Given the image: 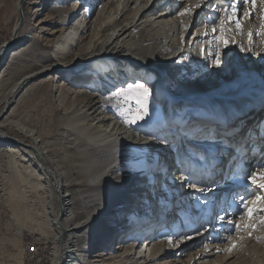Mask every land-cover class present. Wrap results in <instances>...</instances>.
<instances>
[{"label": "bare ground", "instance_id": "bare-ground-1", "mask_svg": "<svg viewBox=\"0 0 264 264\" xmlns=\"http://www.w3.org/2000/svg\"><path fill=\"white\" fill-rule=\"evenodd\" d=\"M38 1L17 0L16 2L18 18L12 28V39L0 43V84L5 76H9L7 79L10 80L16 71H21L13 84L15 92L18 93L30 82L38 79L48 81L55 73L70 84L88 82L90 85L88 87L85 85L83 88L76 87L75 90L67 93L64 90V83L55 84L54 99L58 103L56 111L60 110L63 113L69 128L65 146L67 150L71 148L70 164L67 169H64L60 161L50 154L45 142L33 131L22 125H16L19 133L28 138L29 142L26 143L0 130V147H4L13 157H16L19 151H23L22 153L31 159L32 166L36 168L38 186L22 179L23 183L15 187L14 191L35 197L39 202H36V205L43 208L44 219L49 221L53 247L49 252L50 258L47 264H236V247L232 248V245L240 240V233L246 231H236L224 245L205 244L202 248L193 251L194 245L202 242V238L198 239V237L204 235L207 230L215 232L224 221L219 217L223 216L225 219L227 214L219 212L217 216L214 210L219 201L214 196V192L220 188L223 177L217 174L214 181L205 184L199 179L190 182L191 174L194 176L196 173H202L203 163L210 160L213 169L210 172L223 170L226 161L222 155L227 153L222 151L220 157L214 159L218 151L210 152L207 147L219 138L216 135L206 141L207 139L203 137L208 130L204 134L196 131L190 137L184 133L182 102L209 95L215 98L216 103L235 98L220 95L221 90L211 92L214 83L226 86L227 81H221L225 79L223 75L225 65L221 64L220 67L214 65L211 72L207 73V71L212 64L211 58L216 52L211 27L218 12L213 9L223 3H237L238 0H178L180 4L187 2L193 8L191 14L184 16L179 15L178 5L175 3L167 10H161L158 8L161 5L160 0H154L152 7L149 6L152 0H105L94 19H91L86 11L79 12L83 8L81 0H66L71 8L70 17H64L62 22L60 20L62 23L60 29L52 32L58 36L48 39L45 46L50 49L44 50L39 48L35 38L27 34L24 38L19 36L23 22L29 20L32 7ZM63 1L56 0V3L61 4ZM23 4L28 6V11L24 10ZM197 4L201 7H196ZM54 7L50 9L53 10ZM158 9L160 10L157 11ZM79 13L80 16L76 19ZM203 13L208 15L205 16ZM248 13L254 17L255 23L260 24L259 27L250 25L252 33L260 34L264 0H255V7H252ZM19 17L22 19V24L17 28ZM259 17L260 19L257 20ZM191 19L192 27L203 24L202 27H196L188 40H177L176 34L180 25L183 28L182 21L190 23ZM167 23L169 27H166ZM228 27L227 33L233 38L230 41L231 47L229 45L224 49L222 47L221 51L225 53L226 49L233 51L234 46L238 47L241 51L234 52L236 60L243 56L250 58V61L242 63V77L261 78L260 70L264 69V61L260 63V57H252L257 53V50H254L255 43L253 40L251 43L247 40L249 48L242 51L239 46L241 37L233 34L238 30L234 26ZM93 29L92 33H88ZM205 32L208 33L207 36ZM30 33L36 37L33 31ZM25 38L28 41L22 43ZM201 49L204 51L202 52ZM48 52L51 53L52 58L46 55ZM157 60L162 61L159 69L155 67ZM99 64L104 67L110 66L112 68L110 74L106 75V71L104 75L100 73L101 67L99 71H93V67ZM33 67H36L35 70H32ZM164 67L165 75H162L157 83L156 78ZM84 71H88V74ZM81 72H84V77L80 76ZM134 73L137 75L154 73L157 77L153 80L149 75L147 82L151 83L145 84L141 81L143 76L140 79H137L140 76H137L136 80L133 79ZM221 73L222 78H220ZM207 74L211 80L206 78ZM128 79L129 81L123 84L124 80ZM112 80L117 85L108 82ZM138 83L151 89L149 90L152 93L149 99L150 114L143 121L126 124L124 121L138 109L134 99L136 90L129 86ZM243 87L246 88L247 85L243 84ZM119 95L122 96L121 99L112 101L111 98L115 99ZM237 95L241 97L239 90ZM238 105L236 111H226L229 120L233 116L239 118L242 107H240L241 103ZM118 109H121L119 114L115 112ZM7 110L9 112L8 108ZM7 110L0 114V127L15 126L9 120L8 113L5 115ZM260 111L261 108H257L256 112ZM157 114L169 118L173 135L165 132L152 133L153 130L143 128ZM181 131L183 135L178 134ZM244 139L245 137L240 136L239 144L244 142ZM198 142L203 144L204 149L209 152L208 155L202 156L203 153H196ZM251 142L257 147V155L253 160L258 164L256 171H260L264 168V161L259 157L261 148H264V136L258 140L252 139ZM224 144L222 142V146ZM53 147L57 152H61L58 139L54 140ZM238 151L236 157L241 159L242 156V164L252 158L248 156L249 152L244 154L243 150ZM175 153L177 162L181 164L178 167L182 171L179 172L175 163ZM160 156L162 159L159 158ZM230 157L229 154L228 159ZM195 162L199 164L197 170ZM252 166L253 164H250V167ZM69 167L79 168L80 174L72 178L68 172ZM162 171H168L165 178L158 176V172L161 174ZM171 171L175 173H170ZM170 177H173V181L168 180ZM231 178L227 179L226 183L235 180ZM82 182L88 183V187L93 190L77 192L76 188ZM241 182L240 192L244 193L245 180ZM208 186L215 190L207 192L204 196L196 191V188ZM258 191L255 187L249 190L252 193ZM157 194L160 205L166 203L163 206L165 208L155 204H141V201L149 195L152 198ZM123 195L131 197L128 204H120ZM175 196L177 197L172 199ZM197 197H200L199 203ZM177 198L180 200H176ZM182 200H184L182 207L186 209L184 210L186 213L179 209L177 211L179 218L188 217L192 223L198 224L197 227H202L201 217H204L208 227L205 231L187 238L168 237L170 227L181 226L179 220L170 218L169 214L176 212L175 203L178 202L180 207ZM249 204L251 206L250 201ZM119 208L123 210L118 212ZM243 212L244 209L241 215ZM119 213L121 216L126 214L125 224L136 222L129 229L143 240L122 241L110 252L102 251L106 247L98 246L97 243L109 241V245L111 240L116 238L113 237L114 234L125 231L121 228L114 230V226L120 222L117 216ZM241 215L238 217L241 228L249 223L260 222L259 215L253 221L241 219ZM35 223L39 229L41 223L39 219L36 218ZM109 223H112L109 231L103 230L100 235L91 236L95 227L100 229L103 224ZM165 224H170V227L163 226ZM159 227L161 228L156 236L159 239L154 238L149 241L155 236V230ZM169 238L172 240L171 244ZM192 239L196 241L190 242Z\"/></svg>", "mask_w": 264, "mask_h": 264}, {"label": "rangeland", "instance_id": "rangeland-1", "mask_svg": "<svg viewBox=\"0 0 264 264\" xmlns=\"http://www.w3.org/2000/svg\"><path fill=\"white\" fill-rule=\"evenodd\" d=\"M104 1L105 0H81L80 3L83 4V8L81 7L82 9L79 10V12L86 11L87 13H89L90 18L94 19V17L97 16L101 4ZM16 2L17 0H0V43L12 39V28L18 18ZM153 2L154 0L150 2V7H152ZM174 3L178 5L179 12L184 11L185 8L193 11L192 6L188 5L187 2L180 4L178 0H160L159 4L161 5H159L158 8H161V10H167V8L172 6ZM231 4H233V2H229L227 4L223 3L220 6H217V8H225ZM24 5L25 4H23L24 10L28 11V6ZM52 6H55L53 10L50 9ZM239 6L243 8L244 12L252 10V6L249 3H242ZM70 9L71 8L69 2L66 0H64L61 4H57L56 0L46 2L39 0L38 3L32 7V13L31 15L29 14V20L26 21V19H24L26 22H23V29L21 28L19 36L24 38L27 34L31 38H35L37 40L40 49H50L47 48L45 44L47 43L48 39H53L54 37L58 36L52 34V32L60 29L62 25L61 22L63 21L64 17H70ZM205 9L207 8H204V10ZM159 10L160 9H158L157 11ZM62 13L64 14L62 15ZM203 14L205 16L208 15L207 13ZM221 15L222 14L218 12L217 17L213 21V24L216 23L218 25L217 18ZM79 16L80 13L76 16V19ZM20 19L21 18L19 17V21ZM259 19L260 17L257 18V20ZM182 22L183 28L182 25H180L177 34L175 33L176 38L179 41H184L186 39L188 40L190 35L193 34L196 27L200 28L203 25L199 24L192 27V19L190 20V23H186V21ZM252 24L257 25L258 27L260 26V24L258 25L254 22V17H251V14H249L248 17L241 16V30H238L233 34H236L237 37H241L239 46L242 48V51H246L247 48H249L247 40L249 41V33L252 34L251 40H253V42L255 43L254 50H257V53L252 55V57H260L261 63V61H264V34H261V32L260 34H253L252 27L250 26ZM230 26L235 27L234 24ZM166 27H169L168 23ZM166 30L167 29L165 28V31ZM32 31L35 33L36 37H34L30 33ZM92 31H94V29L88 31V33H92ZM162 31L164 32V30ZM226 35L231 37L230 33H226ZM232 39L230 41H232ZM27 41L28 39L25 38L22 43H26ZM229 46L231 47L230 42ZM225 51L226 55L224 56V63H222L223 65H225L223 73L225 79H221V81L223 82L226 80L227 84L223 87L220 85V83H214L211 92L221 90L220 95H223L225 97L234 96L235 98H228V100L226 99L224 101L220 100L219 103H216L217 101L215 100V98L209 95L197 97L195 99H188L187 101L182 102V108L184 109L182 116L184 125L186 127H183V124H181V127H183L182 129H184V133H186L188 137H190L192 134H195L196 131H201V133L204 134L205 131L208 130V133H205V136L203 137L204 139H207L206 141L213 139V137H215L216 135H218L219 138V140L213 141L207 147L210 152L214 151L216 153L218 151L214 159L219 158L222 151L227 153L222 155L224 161H226V166L223 170L218 169L217 171L210 172L211 170H213L212 162L210 160L206 162L204 161L205 163H203L202 173H196L194 176L193 174H191L190 182H194V179H199L201 183L205 184L214 181L217 174L218 176L220 175L223 177V180L220 182V188L214 192V196H216V199L219 200L214 210L217 216L219 215V212H224L227 214L223 223L220 224L219 228L215 232H210L207 230L204 235L198 237V239L202 238V242L194 245L193 251L202 248L205 244L224 245L228 243V238L232 237L235 234L236 231L234 230V224H238V217L241 215V211L243 210L242 208L238 207L240 200L238 201L237 198V193H241V180L246 181L247 174L256 171V168L258 166V164H256V162L253 160L255 155H257V147H255L253 145L254 142L251 141L252 139L258 140V138H262L264 136V69L260 70V74L262 76L261 78L255 79L254 76H252L251 79L250 77L243 78L241 74V71L243 70L242 63L245 64L246 61H250V58L247 59L246 56H243L240 57L239 60H236L234 52L238 53L239 51H241L236 46L233 47V51H231V49H226ZM46 55H48L49 57L52 56L50 52H48V54ZM161 64L162 61L157 60V62L155 63L156 69H159ZM99 65H96L97 67H93V71H99L101 67L103 70L101 69L100 73H103L104 75V72L106 71V75L110 74V70L112 69L110 66L104 67L101 64ZM213 66V64L209 66L207 73L213 70ZM35 68L36 67H33L32 70H35ZM90 68L92 69V66H90ZM228 70L231 72L227 73ZM164 71V68L160 70L161 74H159L158 78H156L157 75L154 73H152L153 75L148 73H140L137 75L134 73L135 78L133 79L136 80L137 76H140L139 78H137L140 79L143 76L141 81H143V83L145 84H149L151 82H147V80L149 79L148 76L151 75V79L154 80L156 78V82L158 83L161 79V76L165 75ZM84 72H87L88 74V71ZM84 72L80 73L81 77L85 76ZM20 74L21 71H16L10 80L7 79L9 76H5L4 81L2 82V84H0V114L2 111L5 112L8 108L9 112L7 110L5 115L8 113L9 120H11L12 124L15 125H6L0 127V130L10 136L17 137L21 140L26 141V143L29 142L28 138L22 136V134L19 133L16 125H22L23 127L33 131L43 142H45L50 151V154L54 156L56 160L58 159L60 161L64 169H67L68 164H70L71 148L67 150L65 146L69 128L67 127V122L64 120L63 113L60 110L56 111V109H58V103L54 99L55 84L58 82L64 83V90L65 92L67 91V93H70V91L72 92V90H75L76 87L83 88V86L85 85V87H88L90 85L88 82H83L75 85L70 84L66 82L65 78L60 79L58 73H55L48 81L38 79L30 82L20 93H18L15 92V85L13 84L15 80L20 76ZM206 78H209V80H211L208 74ZM220 78H222V73ZM82 80H84V78H82ZM126 81H129V79L124 80L123 84H125ZM243 84H246L247 87L244 88ZM238 90L241 92V97L237 95ZM121 98L122 96L119 95L115 99H111L112 101H116ZM239 103H241L240 107H242L239 118L233 116L229 120L226 115V111H236ZM257 108H261V111L256 112ZM119 111H121V109H118L115 112L119 114ZM251 115L253 117H251ZM143 128L153 130L152 133L160 134L161 132H165V134L167 133L173 135L169 118H163L158 114L151 120L148 125L143 126ZM210 128L214 129L209 130ZM180 133L181 135H183L182 131L178 134ZM174 134L176 135V133ZM240 136L245 137V141L239 144ZM55 139H58L60 142L61 152H57L53 147ZM183 139L187 140L185 138H182V140ZM222 142L225 143L224 146H222ZM238 144L240 146L239 148ZM202 145L203 144H201V142H198L196 146V150L198 151L196 153H203L202 156H204L205 154L208 155L209 152L206 151V148L204 149ZM254 148L256 149L254 150ZM228 149L230 150L227 151ZM238 150H243L244 154L246 152H249L248 156L252 158H250L248 162L245 161L244 164H242V156L241 159H239V157H236L239 153ZM22 152L23 151H19L18 155L16 157H13L6 152L4 147H0V264H47L50 258L49 252L53 247V239L49 228V221L47 219H44L45 217L43 216V208H40L38 207V205H36V202H39L35 197H32V195H26L25 193L14 191L15 187H18L23 183L22 179H25L34 186H38V184L36 183V168L32 166L33 163L30 161L31 159L28 158V156H25ZM260 153L261 154L259 157L264 161V148H261ZM229 154L231 155V157L228 159ZM175 163L178 168V172L182 171L179 168L181 164L177 162L176 153ZM250 164H253V166L250 167ZM198 165L199 164L195 162L196 170L198 168ZM69 168L70 169L68 170V172L70 173L72 178L80 174L79 168ZM210 174L211 176H205ZM230 178L235 180L232 183H226V180ZM244 186L245 188L248 187L246 182L244 183ZM86 187H88V183L82 182L76 188V191L82 192L93 190V188H90V186L87 189ZM250 188L251 187H249L248 190H250ZM40 193L39 195H41ZM158 196L159 195L157 194L155 196H152L151 198V196L149 195L147 198L141 201V204H155L159 207H163L166 203H161L160 205ZM176 197L177 196L172 197V199ZM130 199L131 197L123 195L122 202L120 204H128ZM176 200L180 199L177 198ZM182 201L183 202L180 207H178L179 203L174 201V203L176 202L175 205H177V210L174 214H169L170 218L178 219V222L179 224H181V226L171 228L170 224L163 225L165 227H170L168 237H178L179 239L182 236L184 238H187L195 233L205 231L208 227V224H206L207 221L204 217H201L202 227H197L198 224L192 223V221L189 220L188 217L179 218L177 212L179 209L183 210V213H186L184 211L186 209H183L182 207L184 204V200ZM55 209H57L56 211H58L57 207H55ZM121 209L123 210V208H119L117 211L119 212ZM117 216L119 217L120 222L115 225L116 227L114 226V230L115 228H121L125 231H120L119 233L114 234L113 237L116 236V238H113L111 240V244L109 245V241L97 243L98 246L106 247L103 248L102 251L110 252L111 249L114 248V246L122 241L135 240L137 242H141L143 240L142 237H139L129 229V227L136 224V222L125 224V219L127 218L126 214L124 216H121L119 213L117 214ZM36 218L39 219V222L42 223H39V229L35 223ZM108 222L109 221H107V223ZM183 223L186 225H183ZM257 224H260V222L255 223L256 228L254 231L252 229H248V231L244 233L241 232L239 235L240 240L235 242L234 245L237 252L236 264H264V225ZM111 226L112 223L103 224L100 229L95 227L92 230L91 236H98L102 233L103 230H106L107 232L109 231ZM160 228L161 227L155 230V236L151 237L149 241H152L154 238L159 239V237L156 236L158 235V231L160 230ZM249 232H251V236H249ZM37 237L40 238L41 242L43 243L39 246L38 255L36 257H32L25 253V247L27 246V244L34 241ZM118 237H120V239ZM195 241V239L190 240V242ZM232 248H234L233 245Z\"/></svg>", "mask_w": 264, "mask_h": 264}, {"label": "snow or ice", "instance_id": "snow-or-ice-1", "mask_svg": "<svg viewBox=\"0 0 264 264\" xmlns=\"http://www.w3.org/2000/svg\"><path fill=\"white\" fill-rule=\"evenodd\" d=\"M242 3H249L252 7H255V0H238L237 3H233L225 8H216L213 11L220 12L222 15L218 17V26L214 23L211 27V31L213 33V43L216 45L215 55L211 58V63L216 67H220L222 63H224V56L226 55L221 51V48H227L230 40L232 39L230 36H227L226 33L229 30V25L234 24L237 30H241V16L248 17L249 13L244 12L243 8L239 6ZM196 7H201L200 4H197ZM191 14V10L185 8L184 11L179 12V15H189ZM261 34H264V17L261 18ZM207 32H205V36H207ZM252 34L249 33V42L251 43ZM203 52L204 50L201 49ZM130 88H134L136 90V95L134 97L135 103L138 105L137 111L131 113L128 119L124 122L126 124H135L139 121L145 120L146 117L149 116V99L152 93L149 91L144 84H135L129 86ZM246 184L248 187L244 189V193H237V198L240 200L238 207L244 209L243 214L241 215V219H247L249 221H253L257 215L260 216V224L264 225V168L260 171H253L246 176ZM195 187V185H190ZM249 187H255L259 191L257 193L249 192ZM215 189L211 186L208 187H199L196 188V191L201 193V196H204L209 191H214ZM251 203V206L249 204ZM197 202H200V197H197ZM220 220H224L223 216L219 217ZM231 223V221H230ZM256 225L254 223H249L241 228L239 224H234L235 231H248V229L255 230ZM249 236H251V232H249ZM229 237L228 239H230ZM172 243V240L169 238V244ZM206 247V246H205ZM235 247V245H233Z\"/></svg>", "mask_w": 264, "mask_h": 264}, {"label": "built area", "instance_id": "built-area-1", "mask_svg": "<svg viewBox=\"0 0 264 264\" xmlns=\"http://www.w3.org/2000/svg\"><path fill=\"white\" fill-rule=\"evenodd\" d=\"M42 243L43 242H41V239L37 237L34 241L27 244L25 247V253L32 257H36L38 255L39 246Z\"/></svg>", "mask_w": 264, "mask_h": 264}, {"label": "water", "instance_id": "water-1", "mask_svg": "<svg viewBox=\"0 0 264 264\" xmlns=\"http://www.w3.org/2000/svg\"><path fill=\"white\" fill-rule=\"evenodd\" d=\"M20 3H21V2H20ZM19 5H20V4H19ZM20 25H21V19H20V21H19V23H18V25H17V28H19Z\"/></svg>", "mask_w": 264, "mask_h": 264}]
</instances>
